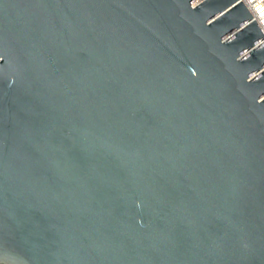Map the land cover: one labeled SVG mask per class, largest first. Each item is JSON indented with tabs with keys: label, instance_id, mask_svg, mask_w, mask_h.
Masks as SVG:
<instances>
[{
	"label": "water",
	"instance_id": "water-1",
	"mask_svg": "<svg viewBox=\"0 0 264 264\" xmlns=\"http://www.w3.org/2000/svg\"><path fill=\"white\" fill-rule=\"evenodd\" d=\"M193 1L0 0V264H264V32Z\"/></svg>",
	"mask_w": 264,
	"mask_h": 264
},
{
	"label": "built area",
	"instance_id": "built-area-1",
	"mask_svg": "<svg viewBox=\"0 0 264 264\" xmlns=\"http://www.w3.org/2000/svg\"><path fill=\"white\" fill-rule=\"evenodd\" d=\"M203 0H194L191 4L192 7L196 6L197 4H199L200 2H202ZM239 1H242L244 3V5L246 6V8L248 9V11L251 13L252 17L250 19H248L247 21H245L244 23H242L240 25V29L243 28L245 25H247L248 23H250L252 20H256V22L258 23V25L261 27V29L264 32V0H236L234 1L230 6H228L226 8V10H228L229 8H231L232 6H234L236 3H238ZM236 31V30H235ZM230 32V34H228L226 37H230L231 35L234 34V32ZM225 37V38H226ZM262 40H259L256 42V44L260 43ZM248 51L244 50L242 53H240L241 56L245 55ZM264 68V66H263ZM259 71H255L253 72L250 77H254L256 73H259Z\"/></svg>",
	"mask_w": 264,
	"mask_h": 264
}]
</instances>
